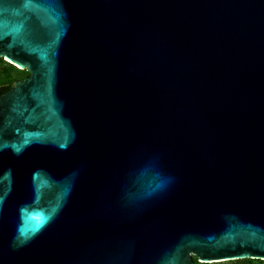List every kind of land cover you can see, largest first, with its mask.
<instances>
[{
    "label": "water",
    "instance_id": "water-1",
    "mask_svg": "<svg viewBox=\"0 0 264 264\" xmlns=\"http://www.w3.org/2000/svg\"><path fill=\"white\" fill-rule=\"evenodd\" d=\"M0 264L264 261V0H0Z\"/></svg>",
    "mask_w": 264,
    "mask_h": 264
},
{
    "label": "trees",
    "instance_id": "trees-1",
    "mask_svg": "<svg viewBox=\"0 0 264 264\" xmlns=\"http://www.w3.org/2000/svg\"><path fill=\"white\" fill-rule=\"evenodd\" d=\"M27 77H29V74L25 70H19L0 59V95L6 93L11 88L14 82L22 81ZM193 264L202 263H198L197 260L193 258ZM213 264H264V261L245 259Z\"/></svg>",
    "mask_w": 264,
    "mask_h": 264
},
{
    "label": "rangeland",
    "instance_id": "rangeland-1",
    "mask_svg": "<svg viewBox=\"0 0 264 264\" xmlns=\"http://www.w3.org/2000/svg\"><path fill=\"white\" fill-rule=\"evenodd\" d=\"M4 61V60H3Z\"/></svg>",
    "mask_w": 264,
    "mask_h": 264
}]
</instances>
